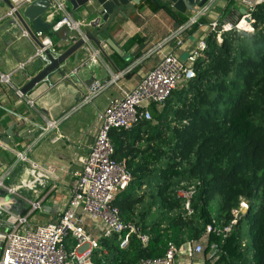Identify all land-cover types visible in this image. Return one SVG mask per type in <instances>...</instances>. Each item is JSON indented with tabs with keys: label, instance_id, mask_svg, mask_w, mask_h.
Listing matches in <instances>:
<instances>
[{
	"label": "trees",
	"instance_id": "1",
	"mask_svg": "<svg viewBox=\"0 0 264 264\" xmlns=\"http://www.w3.org/2000/svg\"><path fill=\"white\" fill-rule=\"evenodd\" d=\"M169 3L151 0L150 8L166 11L177 26L187 22L189 17ZM232 16L220 22L236 21ZM253 19V31L233 27L221 34V41L217 31H209L207 48L195 63L196 76L176 88L162 109L152 105L154 119L111 131L114 156L131 173L113 204L150 240L143 244L133 235L123 249L119 235L103 238L108 254L97 255L96 264H140L142 258L163 257L170 242L181 246L201 240L213 219L221 224L233 219L242 198L249 201L245 215L224 241L211 233L205 253L209 256L216 242L214 264H264V3ZM210 22L201 18L189 31ZM139 40L137 33L125 48ZM193 180L201 184L193 197L195 213L188 217L177 189Z\"/></svg>",
	"mask_w": 264,
	"mask_h": 264
},
{
	"label": "crops",
	"instance_id": "2",
	"mask_svg": "<svg viewBox=\"0 0 264 264\" xmlns=\"http://www.w3.org/2000/svg\"><path fill=\"white\" fill-rule=\"evenodd\" d=\"M66 1L68 10L77 20L91 22L99 16L96 12L88 14L85 7L75 9ZM150 1L132 2L124 8L125 16L116 14L108 30L96 34L101 41V48L88 41V46L100 51L96 62L83 67L82 64L90 56L87 49L83 48L76 65H73L74 54L66 60L64 68L69 69L66 76L53 72L27 93L26 98H19L15 87H23L45 64L37 58L31 59L35 55L36 44L24 34L18 24L10 22L12 18L6 17L9 10L6 3L0 4V72L14 71L13 87L0 83V111L4 113L0 117V143L8 128L14 127V139L0 152V168L14 164L12 175L5 180V187L0 189V223L4 227L11 225L14 217L19 215H28L33 224L57 221L68 203L74 173L82 169L83 160L94 143L100 127L98 116L106 109L110 99L120 96L121 88H134L166 53L176 52L182 59H186L188 53L210 31V23L200 24L193 33H190V29L187 30L182 35L184 43L179 47L178 40L172 38L179 26L166 11L161 9L153 12ZM162 1L169 3L168 0ZM140 4L144 5L142 9ZM236 8L241 11L242 6L231 0H217L206 18L212 22L223 16H232L231 13H236ZM234 13L232 17L235 16ZM45 15L52 21L59 18V15L51 16L49 10ZM186 15L190 20L196 13L188 11ZM86 28L96 32L99 30L93 26ZM137 33L141 35V40L132 47L125 48L127 40ZM60 36L66 39L62 40L52 33L53 42L61 53L72 44L67 40L71 37V32L68 30ZM109 39L113 41L112 44L108 42ZM129 66L133 67L130 73L108 87L93 102L82 104L91 79L109 80L113 72L122 71ZM77 67L80 68L78 75L66 79ZM26 99H33L34 106ZM87 106H91V109L86 108ZM162 107L163 105H158L156 108ZM72 114L78 117L71 120ZM46 118L58 121V127L46 130ZM17 151H25L28 159L16 161ZM9 188H14L15 192L11 193ZM35 201L40 202V207L33 209L32 202ZM93 231L97 233L96 230ZM218 258L207 256L205 250L201 253H189L183 248L178 256V263L208 264L207 260H210V264H214Z\"/></svg>",
	"mask_w": 264,
	"mask_h": 264
},
{
	"label": "built area",
	"instance_id": "3",
	"mask_svg": "<svg viewBox=\"0 0 264 264\" xmlns=\"http://www.w3.org/2000/svg\"><path fill=\"white\" fill-rule=\"evenodd\" d=\"M11 1L15 7L9 8L6 17L16 19L15 9L25 7L33 0ZM231 1L242 6L241 11L236 8V13H234L236 21L227 18L221 23L219 18L210 22V31H217L219 41L222 40L221 34L233 27L248 32L253 31V12L258 5L264 3V0ZM216 2L217 0H209L195 16L174 31L172 38L178 40L179 47L184 43L182 35L201 18L206 17ZM2 3L4 0H0V4ZM49 11L51 16L59 15L52 31H58L65 25L71 32V43L81 37L85 38V28L90 27L93 22V20L87 22L75 19L68 10L66 0H53ZM24 34L30 37L25 30ZM36 35L42 39L43 46L36 45L35 55L31 59L37 58L43 64H47L46 50H50L55 55L60 52L57 50L51 34L39 31ZM84 48L87 49L90 56L82 65L96 62L100 51L88 45H85ZM206 48L207 43L203 38L188 53L186 59H182L176 52L166 53L145 73L134 88H121L120 96L110 99L106 109L98 116L100 127L94 143L83 160L82 169L74 173L75 179L70 197L67 205L61 211L59 219L47 224H33L28 215H19L14 217L9 226L4 227L0 223V264H96L97 255L108 254V249L102 247L103 238L119 235V246L123 249L129 246L133 235H136L143 244L149 242V234L143 232L135 222L124 220L119 207L113 204L118 194L128 187L131 173L124 162L115 158L116 149L110 134L113 129L131 130L142 121H152L154 117L151 106L164 104L176 88L196 76L195 63ZM79 69L77 67L72 70L66 79L71 77V73L78 75ZM132 69L133 67L129 66L122 71L113 72L109 80L95 79L87 87L82 104L93 102L95 98L115 84L117 80L130 73ZM13 74L14 71L0 72V83L12 86ZM15 91L19 98H26V94H23L19 88L15 87ZM26 101L31 106L35 104L33 99H26ZM57 127L58 121L46 118V130H53ZM28 148L30 149V146ZM15 159L23 161L28 157L25 151H17ZM33 164L37 166V164ZM13 166L14 164L9 167L4 165L0 168V189L5 187V180L12 175ZM200 184V180H193L182 183L177 189L185 216L191 217L195 213L193 197ZM9 191L14 193L15 189L9 188ZM32 207L33 209L40 207V202H32ZM248 208L249 201L242 198L239 206L232 210L233 219L229 223L221 224L213 219L206 225L205 236L201 240L191 239L181 246L170 242L163 257L142 258L140 264H179L178 256L183 248L189 253L203 252L211 233L221 237L224 241L231 235L239 219L245 215ZM93 230H96L97 233ZM211 247L210 256L216 257L219 246L214 242Z\"/></svg>",
	"mask_w": 264,
	"mask_h": 264
},
{
	"label": "water",
	"instance_id": "4",
	"mask_svg": "<svg viewBox=\"0 0 264 264\" xmlns=\"http://www.w3.org/2000/svg\"><path fill=\"white\" fill-rule=\"evenodd\" d=\"M75 9L85 7L88 10V14L91 12L98 13V17L93 20L91 26L98 27V31H91L90 28H85V38L81 37L77 41L73 42L67 49L59 53L53 54L50 50H46L48 58L47 64L43 65V68L32 78H30L23 87L20 88L23 94L29 93L36 85L47 79L53 72L57 71L60 75L65 76L69 69L64 68L66 60L74 54L73 65H76L80 59V52L87 45L88 41L94 42L97 47L101 48V41L96 37L97 33L105 32L108 30L112 18L119 14L125 16L124 8L130 3H140L141 0H68ZM171 6L181 13H197L209 0H168ZM4 3L12 9L14 4L11 0H4ZM53 0H33L25 7L15 9V18L10 21L12 24H18L19 27L29 34L33 42L38 46H43L42 39L39 38L36 33L39 31L54 33L56 37H61L65 40L63 33L68 32V27L63 25L58 31L53 32L52 27L55 21L48 20L45 13L51 8ZM103 21V23H102ZM68 41L71 38H67ZM110 44L113 43L111 39L108 40ZM85 64L83 67H86ZM80 70V69H79ZM77 74L71 73V77ZM70 77V78H71ZM95 79H91L88 86ZM13 126H10L7 130V134L2 137V143H0L1 150L8 146L11 140L14 139ZM1 137V135H0Z\"/></svg>",
	"mask_w": 264,
	"mask_h": 264
},
{
	"label": "rangeland",
	"instance_id": "5",
	"mask_svg": "<svg viewBox=\"0 0 264 264\" xmlns=\"http://www.w3.org/2000/svg\"><path fill=\"white\" fill-rule=\"evenodd\" d=\"M86 108H89V109H91V106H87ZM85 108V109H86ZM71 111V110H70ZM72 112V111H71ZM74 114H75V112H74ZM74 114H72V116L74 115ZM71 116V117H72ZM78 116H73V118L71 119V120H74L75 118H77ZM156 121H154V123H155ZM154 125V124H153ZM218 202H219V200H218ZM156 214H158V212L156 213ZM1 240V239H0ZM246 241L247 242H251V234L250 233H247V235H246Z\"/></svg>",
	"mask_w": 264,
	"mask_h": 264
}]
</instances>
